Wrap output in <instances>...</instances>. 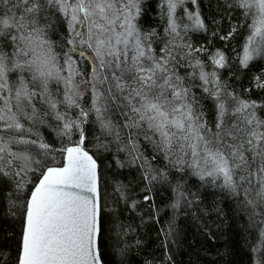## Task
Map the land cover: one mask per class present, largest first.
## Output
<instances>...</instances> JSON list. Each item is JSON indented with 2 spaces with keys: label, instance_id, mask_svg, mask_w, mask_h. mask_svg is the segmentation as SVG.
<instances>
[{
  "label": "snow or ice",
  "instance_id": "1",
  "mask_svg": "<svg viewBox=\"0 0 264 264\" xmlns=\"http://www.w3.org/2000/svg\"><path fill=\"white\" fill-rule=\"evenodd\" d=\"M0 264H264V0H0Z\"/></svg>",
  "mask_w": 264,
  "mask_h": 264
}]
</instances>
